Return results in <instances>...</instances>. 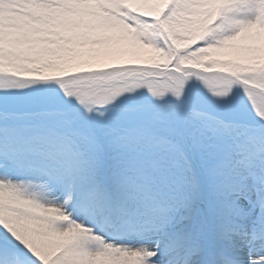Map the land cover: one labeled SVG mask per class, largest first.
<instances>
[{"label":"snow or ice","instance_id":"snow-or-ice-1","mask_svg":"<svg viewBox=\"0 0 264 264\" xmlns=\"http://www.w3.org/2000/svg\"><path fill=\"white\" fill-rule=\"evenodd\" d=\"M0 264H264V0H0Z\"/></svg>","mask_w":264,"mask_h":264}]
</instances>
